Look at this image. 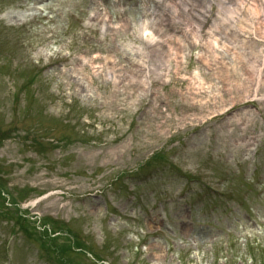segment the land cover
I'll return each instance as SVG.
<instances>
[{
	"label": "rangeland",
	"instance_id": "obj_1",
	"mask_svg": "<svg viewBox=\"0 0 264 264\" xmlns=\"http://www.w3.org/2000/svg\"><path fill=\"white\" fill-rule=\"evenodd\" d=\"M39 1L0 0V264H264L262 88L204 68L167 0Z\"/></svg>",
	"mask_w": 264,
	"mask_h": 264
},
{
	"label": "bare ground",
	"instance_id": "obj_2",
	"mask_svg": "<svg viewBox=\"0 0 264 264\" xmlns=\"http://www.w3.org/2000/svg\"><path fill=\"white\" fill-rule=\"evenodd\" d=\"M154 1L159 2L160 0ZM225 1L219 0V3H217V15L210 24L208 30L210 34L207 38L201 37L200 30L209 18V12L211 11L209 5H204L196 0H167L165 5L167 18L165 20L177 25L179 32L183 34L182 36H186L185 39H182L177 33L173 34V36L178 37V41L181 42L182 46L188 41L190 45L200 44L202 46L203 49L198 53V57L203 60L207 67L210 66L212 61L220 59L221 55L225 56L228 61L220 60L224 71L223 68H219V79L223 77V81L230 82L226 77H229L232 72L236 76V80L230 82L231 87L241 88L242 90L253 87L254 91L251 95L255 97V93L259 88H262L264 92V0L260 4L257 0H251L250 2L248 0H229L226 5ZM39 4L43 7L47 5L46 0L39 1ZM153 11L155 10L151 12L154 15L153 21L160 24L164 20L165 14L163 16L155 15ZM101 17L106 20L107 15L104 14ZM146 23V20L142 21V27ZM155 23L151 22L152 25ZM121 28H123L122 25ZM229 32L231 34H228ZM153 38V33H151V39ZM167 38L172 39L171 36ZM143 39L148 45L152 43L148 38ZM258 40L262 41V45H257ZM142 47L126 49L142 55V58L140 57L138 61L139 64H143L144 51ZM171 53L174 54V49ZM171 53L166 55L164 61L166 66ZM105 60L108 64H113L111 70L120 68L114 66L115 59L113 56H107ZM136 71L137 74H140L139 78H135L136 74L130 73L128 76L129 82L133 86H140V89L144 91L147 88L145 71L139 68ZM123 76L125 77V75L116 76V83H121L124 80ZM190 85L206 90L214 87L211 83L206 82L199 72L192 73ZM244 93H247V91ZM260 99L264 101V95Z\"/></svg>",
	"mask_w": 264,
	"mask_h": 264
},
{
	"label": "trees",
	"instance_id": "obj_3",
	"mask_svg": "<svg viewBox=\"0 0 264 264\" xmlns=\"http://www.w3.org/2000/svg\"><path fill=\"white\" fill-rule=\"evenodd\" d=\"M53 225V224H52Z\"/></svg>",
	"mask_w": 264,
	"mask_h": 264
}]
</instances>
